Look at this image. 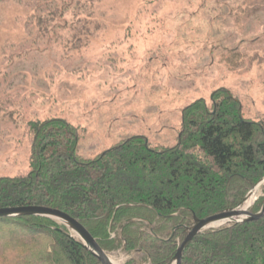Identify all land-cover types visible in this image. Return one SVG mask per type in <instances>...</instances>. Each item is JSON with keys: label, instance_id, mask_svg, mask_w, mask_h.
Returning <instances> with one entry per match:
<instances>
[{"label": "rangeland", "instance_id": "rangeland-1", "mask_svg": "<svg viewBox=\"0 0 264 264\" xmlns=\"http://www.w3.org/2000/svg\"><path fill=\"white\" fill-rule=\"evenodd\" d=\"M234 3L0 0V178L28 171L33 120L77 127V155L92 159L135 136L175 146L183 109L219 89L244 119H264V13L246 18ZM52 7L53 23L32 17Z\"/></svg>", "mask_w": 264, "mask_h": 264}, {"label": "trees", "instance_id": "trees-1", "mask_svg": "<svg viewBox=\"0 0 264 264\" xmlns=\"http://www.w3.org/2000/svg\"><path fill=\"white\" fill-rule=\"evenodd\" d=\"M234 2L231 10L246 18L264 13V0ZM57 16L52 7L46 17H32L46 26ZM231 55L232 64L237 57ZM241 111L240 102L219 89L209 105L199 99L183 109L175 146L135 136L92 159L77 155V127L62 119L30 121L28 171L0 178V209L58 210L77 220L107 255L123 254L125 264H168L175 239L183 241L193 217L235 209L264 178V119H244ZM262 192L250 212L260 210L264 186ZM66 233L46 218L0 219V260L100 264ZM181 264H264V217L202 231Z\"/></svg>", "mask_w": 264, "mask_h": 264}, {"label": "water", "instance_id": "water-1", "mask_svg": "<svg viewBox=\"0 0 264 264\" xmlns=\"http://www.w3.org/2000/svg\"><path fill=\"white\" fill-rule=\"evenodd\" d=\"M264 184V178L256 184V186L246 195L243 201L233 210L225 211L220 214L208 217L206 219H196L193 217L191 226L184 229L185 238L178 244L175 256L168 264H181L183 252L193 240V238L204 230L214 229L230 224H240L247 222H255L264 217V199L260 210L257 213H252L249 208L257 200L250 204L248 203L254 191ZM264 198V196H263ZM21 217H39L46 218L63 225L67 229L66 235L79 243L87 252L98 260L100 264H113L110 257L99 247L96 240L89 234V232L75 219L69 215L49 208L43 207H19V208H3L0 209V219H15ZM214 227L213 225H217ZM177 228L171 231V236ZM59 232H62L59 230Z\"/></svg>", "mask_w": 264, "mask_h": 264}, {"label": "bare ground", "instance_id": "bare-ground-1", "mask_svg": "<svg viewBox=\"0 0 264 264\" xmlns=\"http://www.w3.org/2000/svg\"><path fill=\"white\" fill-rule=\"evenodd\" d=\"M254 193H255L254 196H252L251 199H250V201L248 202L249 204L254 201V198H255V195H256V191H254ZM213 226L214 227H217L218 224L217 225H213ZM109 257H110L111 261L113 262V264H120L115 259H113L111 256H109Z\"/></svg>", "mask_w": 264, "mask_h": 264}]
</instances>
